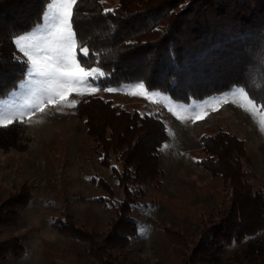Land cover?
Wrapping results in <instances>:
<instances>
[{
	"label": "rangeland",
	"instance_id": "374dc122",
	"mask_svg": "<svg viewBox=\"0 0 264 264\" xmlns=\"http://www.w3.org/2000/svg\"><path fill=\"white\" fill-rule=\"evenodd\" d=\"M103 1L106 8L118 2ZM34 27L19 35H29ZM97 83L98 91L82 96L73 92L68 100L97 95L119 109L155 114L166 125L168 138L158 149L160 178L131 202L137 230L129 232L125 248L111 252L117 262L96 253L90 239L82 235L84 230L99 235L96 244L105 242L117 218L115 206L126 198L118 178L124 169L122 162L114 154L110 165L101 163L94 148L97 141L76 106L45 104V111H36L30 120L28 105L34 101L25 76L16 90L0 98V115L15 117L11 124L0 127V249L18 240L25 251L20 256L0 253V264H191L188 258L192 264H264V228L231 242L219 241L212 231L204 233L205 226L220 219V209L230 206L232 189L226 188L221 175H214L200 162L207 155L201 137L227 130L244 140L250 160L244 164L246 179L255 189H264V131L260 128L264 112L249 105L238 92L231 94L238 88L185 103L159 90L145 88L146 96L131 87L137 82ZM153 92L159 95H151ZM221 96L227 102L213 99ZM201 115L203 119L198 118ZM164 145L170 147L164 149ZM105 181L111 192L104 187ZM18 195L22 200L16 199ZM17 203L19 214L14 216L8 210ZM68 221L80 228L77 236L55 225ZM199 245L208 246V256L202 251L194 254ZM103 247L101 253L110 251L107 244Z\"/></svg>",
	"mask_w": 264,
	"mask_h": 264
},
{
	"label": "trees",
	"instance_id": "16d2710c",
	"mask_svg": "<svg viewBox=\"0 0 264 264\" xmlns=\"http://www.w3.org/2000/svg\"><path fill=\"white\" fill-rule=\"evenodd\" d=\"M45 7L46 0H0V98L16 90L26 76L28 65L15 38L42 23ZM73 16L78 39L89 47L88 66H99L106 74L100 84L141 82L148 90L185 103L242 87L264 112V0H118L113 8H106L103 0H78ZM77 51L79 55V46ZM76 110L97 141L94 148L101 163L108 166L119 154L124 168L118 178L126 198L115 206L117 218L105 242L98 245L99 235L81 230L96 253L117 262L113 250L125 248L129 232L137 230L131 202L162 173L158 149L168 138L166 125L155 114L119 109L97 95L81 98ZM201 138L207 155L200 162L232 189L230 206L220 209L223 214L210 227L204 225V233L212 231L219 241L231 242L262 230L264 189H255L246 179L244 164L250 160L244 140L223 129ZM103 185L112 191L108 182ZM19 205L8 212L17 216ZM69 221L55 225L77 236L80 228ZM103 244L110 248L106 254L101 253ZM207 247L197 246L194 254L208 256ZM24 251L18 240L0 249L3 257Z\"/></svg>",
	"mask_w": 264,
	"mask_h": 264
},
{
	"label": "snow or ice",
	"instance_id": "6c2138e0",
	"mask_svg": "<svg viewBox=\"0 0 264 264\" xmlns=\"http://www.w3.org/2000/svg\"><path fill=\"white\" fill-rule=\"evenodd\" d=\"M78 0H46V7L43 12L44 23L37 24L29 35H19L15 43L23 53L26 69L27 84L30 86V94L33 98L28 105V116L31 120L36 112H44L45 104H62L64 107H75L78 101L68 100L71 93L84 95L86 92L99 90L98 81L106 74L99 66L89 68L91 57L89 47L82 40L78 39L73 29V7ZM113 9H106L105 12H112ZM27 42V43H22ZM79 46V55L77 47ZM99 55V54H94ZM134 89L144 91L145 85L137 82L131 86ZM104 91L113 92L117 89L104 88ZM239 93L247 100L249 105L256 107L254 99H249L244 88L232 90V95ZM135 94V93H133ZM159 95V93H151ZM213 99L227 102L226 96ZM205 104L208 101L204 102ZM240 107H245L243 104ZM195 111V108L192 109ZM246 111L251 109L245 108ZM255 115V113H253ZM23 113L21 114L22 119ZM203 119V116H199ZM15 117L0 115V127H6L13 122ZM39 122V121H37ZM261 131H264V120H261ZM170 147L164 145V149Z\"/></svg>",
	"mask_w": 264,
	"mask_h": 264
}]
</instances>
